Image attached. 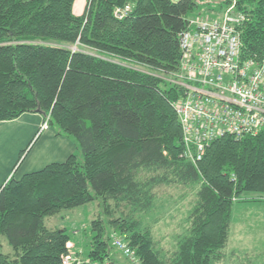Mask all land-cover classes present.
I'll return each mask as SVG.
<instances>
[{
	"label": "trees",
	"instance_id": "1",
	"mask_svg": "<svg viewBox=\"0 0 264 264\" xmlns=\"http://www.w3.org/2000/svg\"><path fill=\"white\" fill-rule=\"evenodd\" d=\"M199 1L86 0L75 14L73 0H0V120L49 112L48 125L76 146L0 185V264H63L74 237L45 217L93 199L109 217L93 218L85 232L83 255L92 260L113 264L111 228L141 264H225L234 198L264 194V130L216 137L196 163L179 156L171 101L180 90L165 79L178 67V35L203 3L212 14L231 0ZM125 3L130 12L115 18L113 7ZM236 6L248 16L241 54L260 60L264 0ZM169 183L196 190L187 226L163 250L135 214L149 212L156 186ZM122 206L126 212L111 214ZM2 237L11 250L2 251Z\"/></svg>",
	"mask_w": 264,
	"mask_h": 264
},
{
	"label": "built area",
	"instance_id": "2",
	"mask_svg": "<svg viewBox=\"0 0 264 264\" xmlns=\"http://www.w3.org/2000/svg\"><path fill=\"white\" fill-rule=\"evenodd\" d=\"M131 3L115 5V18L126 16ZM248 19L231 0L212 14L189 15L178 35L180 55L177 70L167 79L180 91L171 105L177 115L182 151L192 163L201 159L216 137H240L264 130V56L260 60L243 57L240 26ZM148 72V68L131 64ZM46 123L40 124L45 128ZM112 244L132 264H141L134 250L120 234H111ZM61 256L63 264H111L92 260L70 251Z\"/></svg>",
	"mask_w": 264,
	"mask_h": 264
},
{
	"label": "rangeland",
	"instance_id": "3",
	"mask_svg": "<svg viewBox=\"0 0 264 264\" xmlns=\"http://www.w3.org/2000/svg\"><path fill=\"white\" fill-rule=\"evenodd\" d=\"M203 1L205 0H200L199 2ZM204 4L205 3H203V6L198 8L190 15L200 14L202 13V9L207 13L208 11ZM48 117L49 112L45 114L42 113V120L35 132H45V128L49 126ZM21 121L23 123H20ZM16 122H18L20 126H18L17 129H14L13 127L16 126ZM44 123H46V127L40 128V124ZM0 126L5 127L7 125L0 124ZM8 126L9 128L6 130V132H12V130L13 132L15 130L16 132H30L28 121L25 117L8 123ZM1 130L2 129H0V131ZM12 139L13 141L10 143H16V147L17 145L20 146L21 140L16 139V136L12 137ZM33 142L34 140L32 143ZM179 156L184 158L180 154ZM10 157V154L7 155V159ZM28 158L22 163L15 174V168L12 170L11 174H14V176L18 175V172L21 171L24 166H26ZM186 160L190 159L188 158ZM0 161H4V154L2 152L0 153ZM20 162L21 160L15 164L19 165ZM9 176L7 178H9ZM154 190L155 203L152 209L146 213H137L135 216L141 219L143 227L151 228L154 239L157 242V246L161 247L163 250H167L171 247L173 242L176 241V238L178 237L177 234L187 226L186 215L191 208L192 198L194 196L196 186H185L181 183H169L159 184ZM243 196V198L259 197V199L239 200L234 198L228 241L225 246V264H264V194L248 193ZM111 210V214L116 216L119 215L121 210L126 212L127 207H112ZM100 215L105 220L109 217L108 214H105L103 207L100 203H98V200L93 199L74 207L61 208L58 212L47 215L45 217V224L52 228L65 227L67 232L77 240L78 246L83 247L84 243L90 238V236L85 234V232H88L90 229V221ZM109 231L110 238L111 234L118 233V231L112 230L111 228ZM88 233L90 234V232ZM110 240L112 245L111 249L116 250L115 254L110 256L112 263L132 264L123 255V253L112 244V239ZM70 242L74 243L73 241ZM2 243V251L6 252L11 250L4 237H2ZM70 251L72 250L70 249ZM105 260L108 261V259Z\"/></svg>",
	"mask_w": 264,
	"mask_h": 264
},
{
	"label": "crops",
	"instance_id": "4",
	"mask_svg": "<svg viewBox=\"0 0 264 264\" xmlns=\"http://www.w3.org/2000/svg\"><path fill=\"white\" fill-rule=\"evenodd\" d=\"M85 2L86 0H73L72 2L73 13L80 14L84 9ZM22 117H25L27 119L30 132H16V130L14 132L13 130L12 132H6V130L9 128L8 123L17 121V119H20ZM41 120H42L41 112H23L19 116L13 119L0 120V124L7 125L5 127L0 126V129H2L1 130L2 132L0 131V153L2 152L4 154V161H0V185L2 184V182L7 180V177L11 174L14 168H15L14 171L15 174L16 171L22 165V163L28 157L29 158L26 162V166H24L23 169L18 172L19 174L15 176H20L22 173L26 171L37 169L43 166L44 164H46L47 162L55 161V160H63L70 153L76 151V146L72 138L68 135L56 133L54 127L52 126H48L47 128H45V132H39V133L35 132ZM16 123H17L16 126L13 127L14 129H17L18 126H20L18 122ZM20 123L23 122L21 121ZM14 136H16V139L21 140L20 146L17 145L16 147V143L13 144L10 143L11 141H13L12 137ZM33 140L34 142L31 143L26 155L23 157L20 164L19 165L15 164L19 151L24 147H26L27 144H29ZM36 146H37V150H36ZM9 154L11 155V157L7 159V155ZM70 241L74 242L70 247V249L73 252L85 254L83 251V247L78 246L77 240L75 238L71 239ZM115 251L116 250L111 249L110 256L115 254Z\"/></svg>",
	"mask_w": 264,
	"mask_h": 264
},
{
	"label": "bare ground",
	"instance_id": "5",
	"mask_svg": "<svg viewBox=\"0 0 264 264\" xmlns=\"http://www.w3.org/2000/svg\"><path fill=\"white\" fill-rule=\"evenodd\" d=\"M264 56V55H263Z\"/></svg>",
	"mask_w": 264,
	"mask_h": 264
}]
</instances>
